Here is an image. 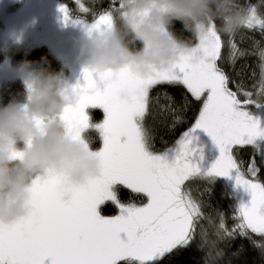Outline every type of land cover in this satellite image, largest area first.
<instances>
[{
    "label": "snow or ice",
    "instance_id": "obj_1",
    "mask_svg": "<svg viewBox=\"0 0 264 264\" xmlns=\"http://www.w3.org/2000/svg\"><path fill=\"white\" fill-rule=\"evenodd\" d=\"M248 10L243 28L264 33V15L255 7ZM59 11L64 23H70L67 9L61 6ZM112 13L105 12L93 23L73 24L102 28L111 23ZM228 37L227 60L234 65L243 52L234 42L235 34ZM196 39L176 64L148 77L130 69H84L85 83L76 86L79 103L66 109L61 119L67 132L79 139L90 127L85 110H103V122L91 126L102 139L95 153L102 173L82 186H70L56 174L35 177L32 213L16 223L0 224V264H171L175 253L191 248L198 227L200 236L211 228L219 240L234 238L237 232L249 239V232L264 238V182L256 163L257 155L264 163V72L254 99V93L218 63L224 60L221 35L209 29ZM260 57L264 60V51ZM158 85L182 86L201 103L194 123L163 151L155 150L157 128L171 130L184 123L181 113L189 103L185 96L177 106L168 91L151 96ZM247 146L254 152L245 170L234 149ZM218 179L230 185L237 201L232 229L224 214H218V223L206 216L193 191L196 181L212 185ZM121 186L142 194L147 202L123 203ZM107 202L119 209L118 215L102 214ZM201 221H207V227Z\"/></svg>",
    "mask_w": 264,
    "mask_h": 264
},
{
    "label": "clouds",
    "instance_id": "obj_2",
    "mask_svg": "<svg viewBox=\"0 0 264 264\" xmlns=\"http://www.w3.org/2000/svg\"><path fill=\"white\" fill-rule=\"evenodd\" d=\"M111 23L82 26L76 40L87 69L117 73L130 69L141 77L176 64L192 44L174 31L179 22L195 37L214 29L230 36L243 28L249 10L237 0H118ZM219 22V23H217ZM86 69V68H85ZM26 86L23 102L0 108V224H13L32 211L31 187L37 176L56 174L70 186H82L102 173L100 159L84 134L73 138L61 119L80 100L61 74L23 61L16 69ZM264 100V98H262ZM205 264L222 258L214 234L200 236ZM261 250L264 251V245Z\"/></svg>",
    "mask_w": 264,
    "mask_h": 264
},
{
    "label": "trees",
    "instance_id": "obj_3",
    "mask_svg": "<svg viewBox=\"0 0 264 264\" xmlns=\"http://www.w3.org/2000/svg\"><path fill=\"white\" fill-rule=\"evenodd\" d=\"M67 7L68 15L71 18L81 19L87 22L96 20L105 12H114L119 7L118 0H57ZM237 3L250 9L255 7L257 12L264 15V0H237ZM219 23V22H217ZM173 31L183 40L188 41L192 45L197 43L196 37L188 31L184 30L181 23L174 24ZM219 34V33H218ZM221 35L225 46L222 48V57L224 60L220 66L231 77L232 80L242 82L245 90L254 93L253 98L257 99L255 93L259 90V82L264 72V60L260 57V52L264 51V33L258 28L247 29L241 28L235 33L234 42L238 48L243 52V55L235 59L234 65L228 63L229 47L227 46L228 36ZM9 54H12L13 64L18 66L23 61H30L34 68H45L49 72L59 73L61 77L69 76V69L66 68L61 60H59L52 51L46 46H40L34 50L22 52L17 50L9 53L7 49L0 48V62H2ZM67 78V77H66ZM229 87L236 90V85L231 83ZM168 91L175 98V103L179 106L183 102V98L187 96L189 107L186 112H182L185 122L178 124L174 129L168 127H158L155 139V150L163 151L167 147L174 145L175 141L180 135L186 131L193 123L198 115V109L201 106L199 101L193 100L190 94L182 86L170 87L168 85H158L150 92L151 96H155L158 92ZM26 87L20 80H13L5 82L0 85V98L2 107L6 106L12 101L23 102L25 98ZM243 99V96H241ZM1 107V106H0ZM1 107V108H2ZM252 111H256L253 107ZM89 124L102 123L104 115L98 108L89 107ZM151 122V121H149ZM168 122H171V117H168ZM90 127L84 134L92 142L91 147L94 150H99L102 147V141L98 133ZM161 137L166 143L161 142ZM238 160L243 162V167L246 170L249 160L253 155V148L247 146L244 148L234 149ZM256 163L260 167L259 179L264 182V163H261L260 157L256 156ZM248 178H251L250 176ZM192 183V182H189ZM193 191L203 203L202 211L206 216H210L217 223L219 222L218 214H224L226 225L232 229L237 223L233 219L237 201L231 191L230 186L223 179H218L215 184L208 185L204 181H196ZM119 197L123 203H135L138 205L145 203V197L142 194L132 193L129 189L124 187L119 188ZM105 215L113 216L116 212V206L111 202H107V206L102 209ZM207 227V221H201ZM208 232L213 234V229L208 228ZM251 239L237 234L234 238H225L219 240L218 249L221 252L222 258L217 261V264H264V251L260 247H256L253 241L260 245H264V238L249 232ZM214 238H217L214 235ZM200 228H197L195 241L188 250L177 252L172 256L171 264H205V254L200 249Z\"/></svg>",
    "mask_w": 264,
    "mask_h": 264
},
{
    "label": "rangeland",
    "instance_id": "obj_4",
    "mask_svg": "<svg viewBox=\"0 0 264 264\" xmlns=\"http://www.w3.org/2000/svg\"><path fill=\"white\" fill-rule=\"evenodd\" d=\"M61 6L67 9L66 5L57 0H0V48L5 47L9 53H12L17 50L27 52L46 46L69 69L70 75L66 76L67 78L62 77L63 84L68 88L83 86L85 83L83 72L87 65L78 58L79 46L76 43L83 32L82 26L73 23L84 20L71 18L68 15L72 23L65 24L63 15L59 11ZM11 55L0 62V85L13 80H20L25 85L23 78L16 71L17 66L13 64ZM1 103L0 98L2 107ZM97 108L104 115L103 110ZM85 112L89 115V108ZM99 124L101 123L91 122L90 126ZM92 130L98 133L102 141L99 131ZM106 206L107 203L102 209ZM116 209L117 212L113 216L119 214V209L117 207ZM102 214L105 215L103 212Z\"/></svg>",
    "mask_w": 264,
    "mask_h": 264
}]
</instances>
